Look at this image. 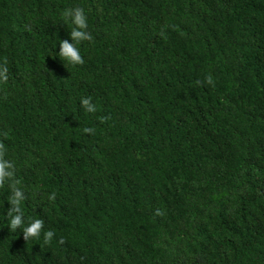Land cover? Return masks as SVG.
I'll return each instance as SVG.
<instances>
[{
    "label": "trees",
    "instance_id": "16d2710c",
    "mask_svg": "<svg viewBox=\"0 0 264 264\" xmlns=\"http://www.w3.org/2000/svg\"><path fill=\"white\" fill-rule=\"evenodd\" d=\"M74 6L76 68L53 55ZM0 61V139L57 233L0 220V264H264V0H0Z\"/></svg>",
    "mask_w": 264,
    "mask_h": 264
},
{
    "label": "clouds",
    "instance_id": "9594fccd",
    "mask_svg": "<svg viewBox=\"0 0 264 264\" xmlns=\"http://www.w3.org/2000/svg\"><path fill=\"white\" fill-rule=\"evenodd\" d=\"M60 22L67 25L69 39L58 41L59 51L53 52V55L72 68L82 66L85 60L81 53L80 45L84 42L93 40V34L89 30V17L87 11L82 6L66 7L59 13ZM57 41L53 49L56 48ZM9 79V67L6 61H0V87L6 86ZM199 83V82H197ZM204 83L215 87L213 77L206 76ZM79 106L87 114H95L98 111V105L93 102L90 96L81 97ZM82 136H93L96 133L94 127L85 126L79 129ZM7 136L0 139V190H6L3 201H0V209L3 208L6 201L9 207L6 214L0 216V220L6 222L11 233L22 234L24 241H42L43 246H50L57 237L54 230H45V222L42 218L35 215L29 218L25 214L26 201L29 200V192L17 177V162L10 157L9 147L5 143ZM46 200L51 203L56 200V193L51 192L46 195ZM19 230V231H18ZM63 243V239L59 240ZM35 245V244H34ZM39 246H41L39 244Z\"/></svg>",
    "mask_w": 264,
    "mask_h": 264
}]
</instances>
